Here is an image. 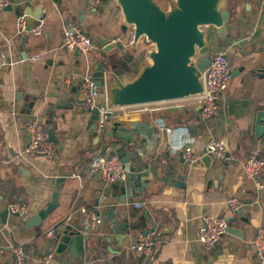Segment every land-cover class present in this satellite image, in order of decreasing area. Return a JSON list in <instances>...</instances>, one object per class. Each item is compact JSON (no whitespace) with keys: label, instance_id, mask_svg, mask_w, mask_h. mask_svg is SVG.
Masks as SVG:
<instances>
[{"label":"crops","instance_id":"crops-1","mask_svg":"<svg viewBox=\"0 0 264 264\" xmlns=\"http://www.w3.org/2000/svg\"><path fill=\"white\" fill-rule=\"evenodd\" d=\"M157 1L167 7L168 0L164 4ZM41 5L44 34L36 37L28 30L20 31L18 17L29 14V9L36 12ZM87 5L88 0H12L11 11L0 10V47L14 63L12 68L0 71V208L3 203L9 206L15 202L29 207L24 216L9 215L7 224L2 223L0 213V264H15L11 245L25 250V264H42L46 255L54 257V264H254L251 242L257 229L264 226V190L258 194L246 180L243 163L251 154L264 158V137L255 136L258 116L264 113V0H227L228 8L234 11L231 24L235 28L224 39L212 36L210 43L214 52L226 54L232 78L226 98L212 119L202 118L199 99L159 104L153 112L129 108L134 112L115 114L109 128L137 116L151 120L158 129L153 134V156L162 163L172 159L171 164L187 177L184 189L175 188L173 180L170 186L155 182L140 198L125 197V211H118L116 217L123 216L126 222L135 221L139 226L125 233L123 255H112L99 245L101 235L110 229L112 207H120L119 198L126 192L120 189L121 183L107 185L98 177L88 176L91 159L100 146L95 145L96 138L89 129V115L77 111L84 109L83 104L68 111L65 120L55 122L58 143H54L52 159L23 152L28 142L25 123L39 119L46 124L48 107L56 101L55 96L72 87L80 88L81 77L87 72L82 61L105 54L96 36L108 40L119 37L127 46L131 41V31L128 36L122 33L124 18L114 0H102L96 13L89 12ZM70 23L94 39L91 54L75 55L63 49L65 27ZM141 44L137 54L129 50L134 57L130 77L137 75L146 51L152 48L144 41ZM72 97L81 99L79 91ZM166 128L173 132L168 134ZM213 138L227 141L230 160L218 161L207 153ZM185 147L201 157L196 165L189 166L183 160ZM207 156L210 161L204 160ZM154 159L146 156V160ZM64 173L69 177L60 187V208L33 227L38 223L32 222L33 216L52 200L56 178ZM261 180L264 182V169ZM234 196L245 202L239 213H233L227 205ZM83 207H98L101 220L87 243L88 251L78 258L69 252L57 254L52 247L55 234L51 232L63 217H71L70 223L82 227L79 209ZM204 215L234 219L232 228L240 236L227 233L212 251H206L198 241ZM146 231L155 243V252L143 260L133 245ZM110 237V243L116 244V236ZM48 246L52 249L49 254Z\"/></svg>","mask_w":264,"mask_h":264},{"label":"water","instance_id":"water-1","mask_svg":"<svg viewBox=\"0 0 264 264\" xmlns=\"http://www.w3.org/2000/svg\"><path fill=\"white\" fill-rule=\"evenodd\" d=\"M124 18L122 33L128 36L131 31V41L127 46L124 41L116 37L108 40L96 36V41L105 53L93 61H82L84 70L91 71L92 76L101 89H105L108 102L112 108H127L158 103H170L186 99H199L205 95L204 73L210 65L214 47L210 37L220 39L229 37L235 26L231 24L234 11L228 8L227 0H168L164 8L157 0H114ZM12 4L6 10H12ZM43 5L35 11L29 9L31 25L40 19ZM31 26L28 31H31ZM151 44L147 50L140 71L135 77H130L128 71L134 59L130 51L137 54L141 49V42ZM75 55H80L77 51ZM79 91L81 99L72 97ZM56 101L49 104L47 130L50 140L56 139L57 123L65 120L68 111H72L83 104L85 95L79 87H72L64 91L61 96H55ZM58 111L62 113L57 114ZM89 115V129L95 137V145L108 152L110 157H117L123 164L126 177L120 184V189L126 192L119 198V206H113V212L108 218L110 229L99 239V245L112 255H123V243L126 232L138 229L135 221H125L123 216L117 218L118 211H125L122 207L125 200L140 198L153 183L157 182L170 186L175 181V188L184 189L186 176L182 175L174 164L162 163L158 156H153L156 140L153 134L158 129L151 120L137 116L125 122H117L109 126L102 134L98 130V110L88 114L85 109L77 110ZM258 116L255 136L264 137L262 118ZM128 126V127H127ZM160 135L156 137L158 139ZM155 157L153 161L146 160V156ZM205 161H210L207 156ZM69 174L64 173L56 178L52 200L36 215L32 222L38 227L50 215L60 208V187L67 180ZM126 197V198H125ZM3 224H7L10 212L4 203L0 208ZM99 214V213H98ZM71 217H63L54 228L55 236L52 240L53 250L57 254L69 252L78 258L88 251L87 243L92 238L91 233H84L82 227L70 223ZM31 222V224H32ZM228 234L240 236L239 231L232 228L234 219H228ZM97 230V229H96ZM95 230V231H96ZM149 231H146L147 234ZM115 235L117 243H110V236ZM110 237V238H109ZM112 246V251L109 249ZM47 254L51 246L47 247ZM126 258H124L125 261ZM143 259V258H142ZM141 264V263H140Z\"/></svg>","mask_w":264,"mask_h":264},{"label":"built area","instance_id":"built-area-1","mask_svg":"<svg viewBox=\"0 0 264 264\" xmlns=\"http://www.w3.org/2000/svg\"><path fill=\"white\" fill-rule=\"evenodd\" d=\"M102 0H88V11L98 12ZM12 4V0H0V10L6 9ZM18 27L20 31H26L31 26V33L36 37H41L45 32V22L40 18L36 23L30 24L29 16L22 14L18 17ZM212 37V36H211ZM63 49L69 53L79 52L84 55L91 54L95 49L94 39L70 23L65 27ZM36 59H40L37 57ZM13 61L8 54L0 47V71L12 68ZM232 71L224 52H213L209 67L204 73L205 95L199 98L201 104V116L205 120L212 119L217 110L226 98ZM80 88L85 95L83 108L90 114L98 110V133L102 134L111 125L113 118L119 111L132 113L138 109L141 112H153L158 110V104H149L127 108H112L108 102V95L105 89H101L95 82L91 71H87L81 77ZM28 136V142L24 148V154L31 156H43L52 159L56 152V145L50 140L49 131L44 122L39 119H30L24 125ZM168 134L173 130L165 129ZM207 153L218 161H228L231 159L229 145L226 140L213 138L207 145ZM182 158L189 166L196 165L201 157L194 154L192 148L185 147L182 151ZM264 169V158L259 154L249 155L243 163V173L246 180L253 184L256 192L264 190V182L261 174ZM89 177H98L107 185L121 183L126 177V171L122 162L117 157H110L108 152L99 149L95 152L88 168ZM229 209L233 213H239L245 208V202L241 197H231L227 201ZM138 206V205H137ZM11 215L24 216L29 212V207L21 202L10 203L8 206ZM83 217L82 230L84 233L95 231L101 223L98 215V207H83L79 209ZM229 226L228 220L224 216L204 215L198 231V241L206 251H212L221 239L227 234ZM54 231L51 235H54ZM255 252L254 264H264V226L256 231V235L251 242ZM9 250L15 258V264H25V250L18 245L9 246ZM133 250L141 254L143 260L152 257L155 252V243L152 237L141 234L133 245ZM42 264H54V257L46 255ZM81 264H88L82 262ZM142 264H147L142 263Z\"/></svg>","mask_w":264,"mask_h":264},{"label":"rangeland","instance_id":"rangeland-1","mask_svg":"<svg viewBox=\"0 0 264 264\" xmlns=\"http://www.w3.org/2000/svg\"><path fill=\"white\" fill-rule=\"evenodd\" d=\"M161 2H163V4H164V0H160ZM210 39H211V37H210Z\"/></svg>","mask_w":264,"mask_h":264}]
</instances>
